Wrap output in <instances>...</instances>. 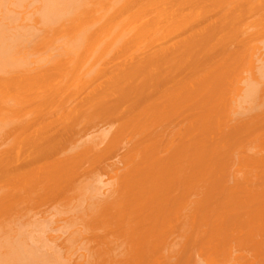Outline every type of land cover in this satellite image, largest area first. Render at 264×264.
<instances>
[{
    "label": "bare ground",
    "instance_id": "1",
    "mask_svg": "<svg viewBox=\"0 0 264 264\" xmlns=\"http://www.w3.org/2000/svg\"><path fill=\"white\" fill-rule=\"evenodd\" d=\"M218 255L264 264V0H0V264Z\"/></svg>",
    "mask_w": 264,
    "mask_h": 264
},
{
    "label": "rangeland",
    "instance_id": "2",
    "mask_svg": "<svg viewBox=\"0 0 264 264\" xmlns=\"http://www.w3.org/2000/svg\"><path fill=\"white\" fill-rule=\"evenodd\" d=\"M187 11H188V13H190L191 8L188 7L187 8ZM204 13H205V11H204ZM208 13H209V15H211L210 12H208ZM153 15H154V12L151 13V14H149V16H153ZM248 20H251V18H248ZM56 40H57L56 44L58 46H61L63 44V42H64L65 39L58 37V38H56ZM134 43H135V39L131 40L130 43H129V45H132ZM105 44L106 43H104V45ZM252 44H258V39L257 38L254 39V41H253ZM249 52H251V51H249ZM256 54H257V52H256ZM254 58H255V63H256V56ZM116 62H118V60H116ZM181 70H183V69H181ZM117 124L118 123H116L114 127H116ZM103 128H105V127H102L101 124H98L96 127H94V126L87 127V129L85 131L80 132L79 134L76 135V139L78 140L77 143H82V144L83 143H89L88 141H90V139H88V137H92V136L97 135L98 132H100V130H102ZM113 161H115V160H113ZM111 162L112 161L110 159H108L106 161V163H111ZM124 164L126 165L127 163L125 162ZM124 164H122L120 166L124 168ZM92 165H93V162H92ZM86 166H87V164H86ZM100 176L102 177L104 183L105 184H108V186L106 188V190L108 191L114 185V183H115V180H114L115 177L113 176L112 173H110L108 171H105V172L100 171ZM194 256L197 257V258H201L202 259V255L199 254V253H195ZM214 257L215 258L213 259L214 260L213 264H222L225 261L222 255H218V256H214Z\"/></svg>",
    "mask_w": 264,
    "mask_h": 264
}]
</instances>
